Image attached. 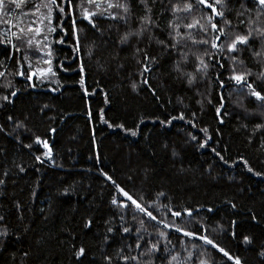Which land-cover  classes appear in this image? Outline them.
<instances>
[{"label": "trees", "instance_id": "trees-1", "mask_svg": "<svg viewBox=\"0 0 264 264\" xmlns=\"http://www.w3.org/2000/svg\"><path fill=\"white\" fill-rule=\"evenodd\" d=\"M18 14V10L13 13V23H16ZM20 19L23 20V17ZM100 23L102 29L107 28V21ZM120 30H124L123 25ZM86 35L87 39L82 40V50L78 54L68 45L55 46V56L69 69L57 71L56 80L59 83H49L48 80L41 83L33 77L37 85L33 88L28 87L22 77H0V93L7 94L11 90L2 87L9 80L19 89L13 98L14 103L0 108V123L6 121L8 114L19 119L27 114L29 127L35 135L49 141L53 155L52 161L43 166L37 165L40 167L37 173L32 167L29 150L21 149L16 153L18 161L27 163L29 168L27 174L10 178L15 179L16 184L13 186L9 183L7 192L14 193L16 199L25 202L23 224L30 225L31 231L24 234L23 224L16 219L15 211L4 210L9 230L19 231L21 238L17 240L15 236H10L0 242L3 248L0 264H13L11 254H16L15 264H20L19 253L22 250L32 252L28 264H74L70 249L73 243L86 248L88 258L84 264H104L99 249L106 229L105 220L116 212L110 201L113 194L117 195L118 200L126 198L104 181L99 175L100 169L111 175L134 198L143 197L139 202H149L145 206L154 214L156 212L150 202L155 200L157 193L163 192L165 196L160 198V203L171 201L173 206L194 210L203 205L196 218L205 217L209 227L219 222L228 229L230 222L236 220V239H232L228 231L219 230L210 232V238L231 253L239 255L243 264H259L255 249L240 241L243 235H250L256 238L258 246L259 240L264 238V225L253 223L250 218L255 214L264 220V177L247 172L238 159L243 156L254 171L264 172V149H260L264 130L255 134L252 132L259 117L247 116L238 106V102L243 100L249 111H259L258 102L248 97L246 92L226 88L222 112L227 111L228 115L220 123L215 112L219 106L216 88L208 83L201 85L200 91L212 103L208 104L205 99L202 104H198L196 101L202 99L200 96L165 75V69L170 64L166 56L162 58L161 66L151 73V84L158 90L159 100L144 88L133 92L129 81L138 79L135 61L129 58L125 67L117 72L115 66L104 59L107 50L103 40L91 31ZM108 35L105 32V38ZM111 35L115 39V28ZM93 40L99 47L94 48L90 56L88 47ZM159 51L153 46L152 54H158ZM2 52L3 47L0 46ZM36 55L38 53L31 57L33 67L42 66L36 63ZM125 55L128 53H121V56ZM81 62L85 68L84 89H87V96L78 83L80 73L77 65ZM8 65L14 72V61H9ZM188 70H192L191 65ZM43 105H48V108L41 112ZM101 109L104 119L113 127L101 121ZM181 112L184 113V120L176 119L168 125L159 123V120H167ZM192 113L196 114V127L187 123L192 119ZM121 124L124 128L136 130L137 135L133 137L116 127ZM241 124H247L248 127L242 128ZM50 128L56 131L51 133ZM202 128H207L211 136L204 148L199 147V142L206 139L200 131ZM189 133L197 139L192 140ZM250 135L251 144L247 140ZM0 144L9 149L11 156L13 141L0 135ZM165 144L168 146L166 149L163 147ZM212 148L221 151L228 163L216 157ZM33 151L40 154L44 149L34 147ZM173 151L177 155L173 156ZM68 186L72 188L69 195H58ZM30 190L35 191L36 195L30 196ZM228 201L235 203L236 209H232ZM0 204L11 208V201L7 198L0 200ZM50 205L55 207V213L45 221L39 210L44 209L48 213ZM208 207L214 211L208 213ZM84 218L94 220L91 230L83 228ZM178 223L184 226V221ZM171 239L179 248L178 234L172 235ZM184 239L187 242V238ZM119 244L117 237L104 254H112ZM188 246L191 247L190 244ZM210 255L218 260V264H225L222 254H218L215 249H211ZM44 257L47 259L44 260Z\"/></svg>", "mask_w": 264, "mask_h": 264}, {"label": "snow or ice", "instance_id": "snow-or-ice-1", "mask_svg": "<svg viewBox=\"0 0 264 264\" xmlns=\"http://www.w3.org/2000/svg\"><path fill=\"white\" fill-rule=\"evenodd\" d=\"M17 10L19 14L16 23H13L12 16ZM100 21H107V28L102 29ZM0 25L4 26L0 27V46L3 47V52L0 53L2 78L6 79L10 75L22 77L27 86L33 88L37 86L33 77L41 83L45 80L59 83L56 80L57 71L69 69L55 56V46L68 45L78 54L82 50V40L87 39L86 33L91 31L103 40L107 50L104 59L113 64L117 72L125 67L129 58L135 61L138 79L129 81L133 92L144 88L159 100L158 90L151 84V73L161 66V60L166 56L170 64L165 69V75L200 96L202 99L196 101L198 104H202L205 99L208 104L212 103L200 91L201 85L208 83L216 88L219 106L215 108V112L220 123L228 115L227 111L222 112L226 99L223 92L232 87L237 92H246L248 97L258 102L259 111H249L243 100L238 102V106L247 116L259 117V122L253 125V134L264 130V87H261L264 85V0H0ZM121 25L124 26L123 31L120 30ZM114 28L117 33L115 39L111 35ZM105 32L109 33L106 38ZM153 46L160 50L158 54H152ZM97 47L96 41H91L88 54L91 56L93 49ZM122 52L128 55L121 56ZM36 53V63L42 66L33 67L31 57ZM9 61H14V72L8 65ZM189 65L192 70H188ZM77 67L80 73L78 83L84 89L85 68L82 62ZM2 87L11 90L7 94L0 93V108L14 103L13 98L19 91L10 80ZM84 92L87 96V89ZM46 108L48 105H43L40 111L43 112ZM88 115L91 119V111ZM195 115L192 113V119L187 121L192 127H196ZM100 119L108 124L104 119L103 109L100 110ZM176 119L184 120V113L159 120V123L168 125ZM28 120L27 114L23 119L8 114L6 121L0 123V135L13 141L11 156L9 149L0 144V200L7 198L11 201V208L0 204V242L6 241L10 236H15L17 240L21 238L19 231L9 230L5 209L8 212L14 210L16 219L21 224L25 219V202L16 199L14 193L7 192L9 183L13 186L16 184V180L10 178L27 174L29 168L27 163L18 161L16 153L21 149L29 150L33 160L32 167L37 173L40 172L37 165L43 166L53 160L49 141L35 135ZM240 126L248 127L247 124ZM108 127L113 125L108 124ZM116 127L133 137L137 135L136 130L124 128L122 124ZM55 131L54 128L49 129L51 133ZM200 131L206 139L199 142V147L204 148L211 136L207 128ZM189 136L192 140L197 139L191 133ZM25 139L29 142L25 143ZM247 140L251 144L252 136H248ZM34 147L44 151L36 154ZM163 147L166 149L168 146L165 144ZM260 149H264V138L260 141ZM211 151L221 161L228 163L221 151L216 148ZM175 155L177 153L173 151V156ZM238 159L247 172L264 177V172L254 171L243 156ZM99 175L106 183L111 184L116 193L126 198L118 200L117 195L113 194L110 201L116 212L105 220L106 229L99 249L104 264H218V260L210 255L211 249L222 254L225 264H243L239 255L221 247L209 235L217 230L228 231L229 236L236 239V220L230 222L228 229L219 222L214 227H209L205 217L196 218L203 205L194 210L173 206L171 201L160 203V198L165 196L163 192L157 193L155 200L150 202L151 208L156 212L154 214L145 206L149 202H139L143 197L134 198L103 169L99 170ZM71 191V186L64 187L58 195L67 196ZM35 195L36 192L30 190V196ZM227 203L232 209H236L235 203ZM39 211L46 221L49 215L55 213V207L50 205L48 213L44 209ZM213 211L212 207L207 208L208 213ZM250 218L253 223L264 225V220L257 215L253 214ZM178 221H184V226ZM93 223L92 218H84L83 228L91 230ZM22 230L27 234L31 227L23 224ZM177 234L179 248L171 239L172 235ZM117 237L119 246L112 254H104ZM184 238H187V242ZM240 242L254 248L259 264H264V238L259 240L258 246L256 238L250 235H243ZM70 249L74 264H84L88 258L86 248L82 244L77 246L73 243ZM2 251L3 248L0 247V252ZM19 255L20 264H28L32 252L22 250ZM11 259L15 264L16 254H11Z\"/></svg>", "mask_w": 264, "mask_h": 264}]
</instances>
